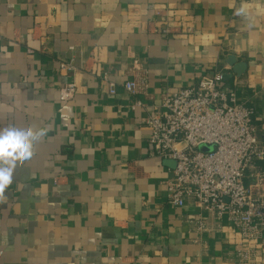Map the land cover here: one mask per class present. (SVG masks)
Segmentation results:
<instances>
[{
	"label": "crops",
	"instance_id": "0c3cea01",
	"mask_svg": "<svg viewBox=\"0 0 264 264\" xmlns=\"http://www.w3.org/2000/svg\"><path fill=\"white\" fill-rule=\"evenodd\" d=\"M243 2L0 0V129L45 130L0 198V264H236L225 220L167 203L172 169L149 155L144 122L165 91L218 69L264 143V0H247L251 29L235 14ZM182 14L188 38L139 27ZM229 56L244 65L239 76ZM69 59L107 82L81 70L79 93L61 102L75 80L59 71ZM133 61L146 80L138 96L122 88ZM262 171L256 162L245 184Z\"/></svg>",
	"mask_w": 264,
	"mask_h": 264
},
{
	"label": "built area",
	"instance_id": "2783aa9c",
	"mask_svg": "<svg viewBox=\"0 0 264 264\" xmlns=\"http://www.w3.org/2000/svg\"><path fill=\"white\" fill-rule=\"evenodd\" d=\"M159 17L137 23L146 32L174 39L192 35L190 16ZM127 23L135 24L132 20ZM87 60L97 65L99 58L91 53ZM85 63L78 67L69 59L59 64V71L75 74L82 70L107 82L106 73ZM141 73L138 62L133 61L132 76L122 84L131 96H138L146 88ZM224 81L223 71L215 69L197 76L189 87L165 91L144 122L147 149L152 157L174 162L166 182L168 204L182 207L191 202L218 222L225 220L232 227L236 264H264V171L252 175V181L245 184L255 163L264 162V143L251 123L252 109L237 103L233 92L224 91L220 87ZM108 83L109 94L114 95V85ZM75 94L73 83L65 85L59 91V100L69 101ZM140 105L137 102L135 107ZM201 146L209 150L201 151ZM195 224L197 230L204 231L203 222Z\"/></svg>",
	"mask_w": 264,
	"mask_h": 264
},
{
	"label": "clouds",
	"instance_id": "9594fccd",
	"mask_svg": "<svg viewBox=\"0 0 264 264\" xmlns=\"http://www.w3.org/2000/svg\"><path fill=\"white\" fill-rule=\"evenodd\" d=\"M235 14L243 16L249 29L254 27V17L247 0L235 9ZM45 130L34 131L32 127H6L0 129V198L4 190L12 183L17 162L28 160L33 155L34 141L39 140Z\"/></svg>",
	"mask_w": 264,
	"mask_h": 264
},
{
	"label": "water",
	"instance_id": "95a60500",
	"mask_svg": "<svg viewBox=\"0 0 264 264\" xmlns=\"http://www.w3.org/2000/svg\"><path fill=\"white\" fill-rule=\"evenodd\" d=\"M227 65L230 67V68H233V71L236 73L237 76L240 75V73H242L244 71V65H240V64H237L236 63V60L234 57L232 56H229L227 58V61H226ZM72 75V74H71ZM85 76V75H84ZM73 77H74V81H73V84H74V87L76 89V94L79 93L78 92V89H79V78H80V75L79 74H73ZM200 150L201 151H208L209 149L207 147H203L201 146L200 147ZM163 162V165L167 166V167H170L171 169L174 168V162L173 161H169V160H162Z\"/></svg>",
	"mask_w": 264,
	"mask_h": 264
}]
</instances>
